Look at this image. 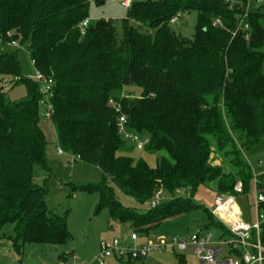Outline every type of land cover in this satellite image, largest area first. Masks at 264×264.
<instances>
[{
	"label": "trees",
	"instance_id": "16d2710c",
	"mask_svg": "<svg viewBox=\"0 0 264 264\" xmlns=\"http://www.w3.org/2000/svg\"><path fill=\"white\" fill-rule=\"evenodd\" d=\"M89 1L0 0V36L10 31L11 39L27 43L34 68L53 80L50 120L57 145L100 169L99 183L78 187L98 193L97 210L106 209L111 220L144 238L164 220L201 206L193 199L200 185L215 183L217 195L247 198L256 180L264 192V172L254 175L240 156V148L264 139V11L252 7L245 40L240 31L232 35L241 10L226 0H132L120 33L112 19L100 18L81 35L78 25L88 18ZM191 10L197 12L194 33L184 38L169 21ZM5 78L8 87L22 83L26 95L10 100ZM125 85L140 87L139 96L119 95ZM42 98L39 81L23 73L17 51H0V239H9L17 254L26 244L70 238L66 215L46 204L52 172L39 126ZM119 115L134 133L148 137L143 150L168 157H158L153 167L132 157L134 147L117 132ZM212 144L230 157L233 170L212 163ZM38 169L47 173L41 183L35 180ZM178 189L189 195L177 196ZM157 190L173 197L149 207ZM118 192L136 205L122 204ZM212 226L219 239L232 236L208 213L204 229ZM259 237L264 246V222ZM232 251L239 256V249Z\"/></svg>",
	"mask_w": 264,
	"mask_h": 264
},
{
	"label": "rangeland",
	"instance_id": "374dc122",
	"mask_svg": "<svg viewBox=\"0 0 264 264\" xmlns=\"http://www.w3.org/2000/svg\"><path fill=\"white\" fill-rule=\"evenodd\" d=\"M121 1L122 0H105L102 4L98 5L94 0H90L88 6V18L92 22L100 18H110L113 20L118 33H120L121 20L125 18L127 11V7L123 6ZM252 7H259L264 11V5H261V2L254 3ZM196 19L197 12L195 10L182 12L175 22L170 23V26L177 35L184 38H191L194 33ZM132 23L136 24L135 22ZM15 50L17 51V57L23 73L28 77L33 78L35 68L27 53V43L18 49L9 45L0 46V51L3 52H14ZM262 72L264 73V59L262 63ZM140 91V87L136 85H125L119 91V95L125 97H137L139 96ZM5 93L10 100H19L26 95V90L22 83H18L7 87ZM42 109L43 105L41 104L40 111ZM39 126L45 133L48 142L46 150L49 149L47 152L48 164L52 170L51 177L45 182L48 190L45 197L46 204L50 210L60 215H66L70 238L65 243L56 245L48 243L26 244L24 245L21 254H17L13 250L11 241L7 239L9 240V243L4 241L1 242L0 245V264H126L124 262L114 263L111 259H105L103 263H99L95 259L99 243L102 240L118 238L122 241L128 238L131 234V229H129L127 223L114 222L109 218L108 212L104 208L97 210L99 203L98 193H88L79 190L78 188L84 185L99 183L102 180L100 169L81 160L62 161L64 160L63 157L57 156L55 152V137L53 134L54 129L52 121L47 120L40 115ZM234 136L236 137L237 134L235 133ZM237 144L241 145V141L237 140ZM211 150L212 152L210 156L213 164H221L225 172L233 170L230 163V157H224L223 152L217 150L214 144H212ZM130 155L135 159L142 158L151 167L155 165L158 157H168L163 151L149 153L143 149L136 148L131 149ZM240 156L251 166L255 175L259 174L261 172L260 170H264V162L262 164L258 163V160L264 157V139L256 143L250 149H245L244 147L240 148ZM46 175V172L38 169L35 173L36 182L40 183V178L42 176L45 177ZM238 183L239 182H237L236 185ZM236 185L234 186V190ZM206 187L216 193L214 190L215 183H211ZM206 190L207 191L203 189L206 193L202 192V189L199 192L196 191L193 196L196 204H200L201 206L195 207L187 213H182L176 218L167 219L158 229L153 230L150 239L164 237L167 240H184L189 238L192 234L206 231L204 226L208 222V213L213 212L215 208V205L212 203L213 198L211 200V197L209 196L210 193L208 189ZM260 191L264 193L258 188V192ZM118 196L122 204L129 206L136 205L132 198L121 192H118ZM237 198L247 212L246 202L252 204L251 211L253 212L252 202H254L255 199L253 187L247 198L245 195ZM230 206L231 212L238 208L235 202L231 203ZM221 218L223 220H228L231 217L226 218L221 216ZM209 230L214 236L218 237L220 231L216 229V227L212 226ZM6 231L7 233H10L11 226H8ZM221 248L222 251L218 255V258H221L222 256L236 257L230 253L229 248L226 245H222ZM156 254H161V256L168 258L166 262L162 261L164 259L157 261V264H179L176 255H182L186 260V264H200L199 259L193 253V249L190 245H187L182 250L177 249L175 246H167L159 252H151L149 256L151 257ZM18 260H20V263Z\"/></svg>",
	"mask_w": 264,
	"mask_h": 264
},
{
	"label": "built area",
	"instance_id": "2783aa9c",
	"mask_svg": "<svg viewBox=\"0 0 264 264\" xmlns=\"http://www.w3.org/2000/svg\"><path fill=\"white\" fill-rule=\"evenodd\" d=\"M132 0H122L121 4L125 7L130 5ZM230 6H237L241 10V14L238 16V22L236 30L232 32L235 35L237 31L242 32L244 39L247 40L250 32V24L248 22L249 12L252 10L251 0H226ZM180 12L176 13L171 19L170 23H173L180 16ZM90 22L89 18H84L78 25L80 34L85 33V28ZM215 24L220 23L219 20L214 21ZM12 32L8 31L4 36H0V46L9 45L18 49L21 47L18 40L11 39ZM34 79L39 81V91L42 94L43 109L40 111V115L50 120L52 113V104L50 98L52 96V84L51 78H44L43 74L35 69L33 76ZM2 87L5 90L8 87V79L5 78L2 81ZM109 104L114 106L116 110H119V105H116L112 99H109ZM117 132L121 139L127 142L129 145L136 149H143L144 145L148 142L147 136H140L134 133L127 125L124 115H119L116 120ZM58 153L62 154L64 151L58 147ZM264 162V157L258 160L259 164ZM253 171V170H252ZM255 175V173L253 172ZM240 183L235 187L236 191H240ZM255 199L253 202V215L254 219L251 222L243 223L240 226L230 228L232 236L228 239L214 240L213 235L210 232L203 231L192 234L187 239H171L167 240L164 237H157L156 239H146L143 242H139V236L132 232L128 239L131 244H122L118 238L102 240L99 243L98 252L95 259L99 263H103L107 258H117L120 260L136 261L144 259L151 252H159L167 246H175L177 249L182 250L187 245H190L193 249V253L199 259L200 264H264V246L261 244L259 231L260 224L264 222V207L261 204L264 202V193L258 192L256 180L253 184ZM177 196L189 195L188 191L178 189L175 191ZM169 193L162 190L154 192L152 198L147 205L149 207L157 206L162 200L170 199ZM234 196L223 197L216 195L214 197L215 212H227V208L234 202ZM255 230V238L252 239L251 230ZM226 245L232 255H235L232 250L239 249L240 254L236 257L222 256L218 258L221 253V246Z\"/></svg>",
	"mask_w": 264,
	"mask_h": 264
},
{
	"label": "crops",
	"instance_id": "0c3cea01",
	"mask_svg": "<svg viewBox=\"0 0 264 264\" xmlns=\"http://www.w3.org/2000/svg\"><path fill=\"white\" fill-rule=\"evenodd\" d=\"M257 2H261V5H264V0H251L250 1V3H251V6L255 3H257ZM53 125V124H52ZM53 129H54V126H53ZM43 131V130H42ZM53 134H54V144H55V148H56V150H55V152H56V155L57 156H60V157H63V159L64 160H62V161H70V160H79L78 158H75L73 155H71V154H68V153H66V152H63L62 154H60V153H58V145H57V141H56V133H55V129L53 130ZM44 135H45V133H44ZM46 137V136H45ZM47 147H48V144H47ZM47 149V148H46ZM49 151V149L48 150H46V154H47V152ZM47 158H48V155H47ZM51 169V168H50ZM261 172L260 173H262V172H264V170H260ZM51 172H52V170H51ZM42 173V172H41ZM42 175V174H41ZM43 178H44V176H42L41 178H40V183L42 182V180H43ZM201 187H205V188H201ZM201 189H202V192H205V191H207L206 189H208V191H209V196L211 197V200H212V198H213V205H214V197L217 195L216 193H214L212 190H210L209 188H207L206 186H203V185H200L199 187H198V189H197V192H199V191H201ZM203 189L205 190V191H203ZM206 193V192H205ZM197 194V193H196ZM208 194V193H207ZM235 198V197H234ZM234 202H235V204L238 206V208H236V210H234L233 212H231V206H229L228 208H227V212L224 214L223 212H215V208H214V210H213V212H211V214L214 216V218L216 219V220H218V221H220L227 229H230V228H233V227H236V226H240V225H242L243 223H246V222H251L253 219H254V215H253V212L252 211H246L245 209H244V206H242L241 204H240V202L238 201V199L237 198H235L234 199ZM253 203V202H252ZM48 207V206H47ZM230 214H231V216H230ZM221 216H223V217H226V218H229V217H231L230 219H228V220H223L222 218H221ZM167 220V219H166ZM166 220H164L157 228H155V229H153V230H156V229H158ZM110 227H112V226H110ZM120 229V228H119ZM129 229H131L130 228V226H129ZM153 230L150 232V234L147 236V237H144V238H142V237H140L139 238V242H143V241H145L146 239H149L150 238V236H151V234H152V232H153ZM131 231V233L133 232L132 231V229L130 230ZM207 232H210L211 233V231L208 229V230H206ZM212 234V233H211ZM220 234V233H219ZM219 234H218V236H219ZM213 235V234H212ZM213 239L214 240H219V238L217 237V236H214L213 235ZM8 242L9 243V240H7V239H5V238H1L0 239V245H1V242ZM121 243L122 244H131L132 242L128 239V238H126L125 240H122L121 241ZM222 249V248H221ZM150 255V253L144 258V259H141V260H136V261H127V260H120V259H117V258H107V259H111L112 261H114V263H116V262H124V263H126V264H137V263H142V264H157V261H160V260H162V259H164V260H162V261H164V262H166L167 260H168V258L167 257H163V256H161V254L159 255V254H156V255H153V256H149ZM105 261V260H104ZM185 263H186V260H185Z\"/></svg>",
	"mask_w": 264,
	"mask_h": 264
}]
</instances>
